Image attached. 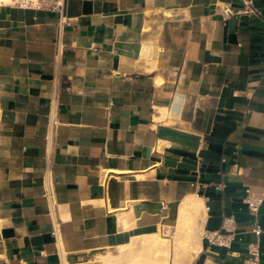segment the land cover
<instances>
[{
  "label": "crops",
  "instance_id": "obj_1",
  "mask_svg": "<svg viewBox=\"0 0 264 264\" xmlns=\"http://www.w3.org/2000/svg\"><path fill=\"white\" fill-rule=\"evenodd\" d=\"M246 190L264 192V0L0 5V264H88L159 231L172 258L191 198L186 264L250 244L264 264ZM225 217L230 248L209 245Z\"/></svg>",
  "mask_w": 264,
  "mask_h": 264
},
{
  "label": "bare ground",
  "instance_id": "obj_2",
  "mask_svg": "<svg viewBox=\"0 0 264 264\" xmlns=\"http://www.w3.org/2000/svg\"><path fill=\"white\" fill-rule=\"evenodd\" d=\"M8 3L9 0H0V5ZM201 206V201L196 198L186 200V202H184L180 208L178 225L181 227L183 226L182 229L189 230L190 224L186 226L189 222L185 221L188 218H192V216H197L200 212ZM139 247L145 249L148 253V259L144 257L146 258V264H169V260L171 258L170 242L168 239L163 236H160L158 233L155 235L146 236L144 238H136L134 239V241L128 244L114 247V250H117L118 252L116 256L110 255L112 250L108 249L105 257H102L98 260L90 261L88 262V264H145L144 260L140 262L139 260H137L139 256ZM174 248V255L171 258L172 264L186 263L185 259L181 256H187V254H189L191 250H194V252L197 251V248L192 245V242H190V240H178ZM190 261L191 258L187 260L188 263Z\"/></svg>",
  "mask_w": 264,
  "mask_h": 264
},
{
  "label": "built area",
  "instance_id": "obj_3",
  "mask_svg": "<svg viewBox=\"0 0 264 264\" xmlns=\"http://www.w3.org/2000/svg\"><path fill=\"white\" fill-rule=\"evenodd\" d=\"M65 0H9L8 5L20 9V10H42L46 12L60 13L64 6ZM248 9L251 13H254V9L251 3L246 2ZM222 14L226 16H232L239 13L233 12L228 7L222 8ZM264 202V192H252L250 190L245 191V195L242 199V203L245 205L250 215L256 216ZM236 234V224L232 217H225L222 221L221 227L215 231H207L203 233V239L212 246L218 248H230L231 243ZM253 234L259 238L264 235V229L256 226L253 230ZM255 245L250 244L247 246L248 258L243 264H256L257 256Z\"/></svg>",
  "mask_w": 264,
  "mask_h": 264
},
{
  "label": "rangeland",
  "instance_id": "obj_4",
  "mask_svg": "<svg viewBox=\"0 0 264 264\" xmlns=\"http://www.w3.org/2000/svg\"><path fill=\"white\" fill-rule=\"evenodd\" d=\"M193 218V217H192ZM197 218V217H196ZM195 217L193 218V219H196ZM189 225V223L186 225V226H188ZM186 228V227H185ZM191 229L192 228H189V230H186V229H183V232H181V233H179V234H184L185 236H187V238L189 239V240H191V238L193 237V234H194V236H196L197 237V233H196V230H192L191 231ZM159 233V235L160 236H163V237H167V238H169L168 236L170 235V232H161V231H159L158 232ZM199 238V237H198ZM139 250V256H138V258H137V260H139V262L140 261H142V260H144L145 262V264H146V258L148 259V253L146 252V250L145 249H143V248H138ZM117 253V252H116ZM116 253H114V254H116ZM144 257H146V258H144ZM187 260H189V259H187ZM187 260H185V262H187ZM171 261L172 260H170V262H169V264H171ZM188 263V262H187ZM148 264V263H147ZM184 264H186V263H184Z\"/></svg>",
  "mask_w": 264,
  "mask_h": 264
}]
</instances>
